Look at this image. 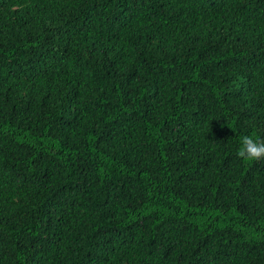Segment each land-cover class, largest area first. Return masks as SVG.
I'll return each mask as SVG.
<instances>
[{
    "label": "trees",
    "instance_id": "16d2710c",
    "mask_svg": "<svg viewBox=\"0 0 264 264\" xmlns=\"http://www.w3.org/2000/svg\"><path fill=\"white\" fill-rule=\"evenodd\" d=\"M264 0H0V264H264Z\"/></svg>",
    "mask_w": 264,
    "mask_h": 264
},
{
    "label": "clouds",
    "instance_id": "9594fccd",
    "mask_svg": "<svg viewBox=\"0 0 264 264\" xmlns=\"http://www.w3.org/2000/svg\"><path fill=\"white\" fill-rule=\"evenodd\" d=\"M236 155L245 162L257 161L264 158V140L256 138L254 134L241 136L240 147Z\"/></svg>",
    "mask_w": 264,
    "mask_h": 264
}]
</instances>
